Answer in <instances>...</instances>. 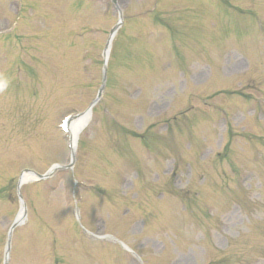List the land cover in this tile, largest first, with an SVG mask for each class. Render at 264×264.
<instances>
[{
	"label": "rangeland",
	"instance_id": "1",
	"mask_svg": "<svg viewBox=\"0 0 264 264\" xmlns=\"http://www.w3.org/2000/svg\"><path fill=\"white\" fill-rule=\"evenodd\" d=\"M24 1L29 4L20 0L14 11L12 0H0V30L13 27L11 37H0V77L9 71L18 80L0 92V264L8 228L23 210L28 219L12 232L8 264H127L125 258L138 264L131 253L101 240L104 234L121 236L144 264H209L217 255L226 258L223 264H244L245 250L252 249L258 259L250 264H264L263 123L249 116L251 98L244 103L234 95L243 90L261 99L257 119L264 118V33H255L253 22L264 24V0H115V6L103 0L101 10L95 0ZM122 8L132 17L139 9L154 17L159 13L158 25L146 17L152 32L136 37L140 22L128 16L134 23L122 26L113 42L123 54L110 62L114 86L111 82L106 98L102 94L93 107L83 141L76 140L73 168L23 182L18 198L16 183L25 169L43 173L53 163L69 162L68 139L58 122L92 99L102 61L96 53ZM67 10L80 15L70 17ZM23 19L31 23L20 24ZM129 94L136 101L129 103ZM216 105L225 107L226 122L243 120L239 129L245 131L229 139L225 161L206 167L202 155H219L226 143L218 125L225 116ZM192 109L199 117L190 121ZM182 110L187 111L175 123L171 119L170 132L161 134L158 126L141 130L161 114L169 120ZM132 129L142 131L148 151L138 138L129 139ZM174 150L175 161L168 157ZM185 168L192 172L189 179ZM202 169L210 184H193ZM232 175L244 180L234 182ZM222 178L224 187L218 189ZM162 191V199L155 200ZM129 198L138 201L136 206L130 201L134 210L128 213L122 209ZM75 200L80 226L98 238L78 227ZM182 200H189L186 214ZM168 211L183 216L175 220Z\"/></svg>",
	"mask_w": 264,
	"mask_h": 264
},
{
	"label": "bare ground",
	"instance_id": "2",
	"mask_svg": "<svg viewBox=\"0 0 264 264\" xmlns=\"http://www.w3.org/2000/svg\"><path fill=\"white\" fill-rule=\"evenodd\" d=\"M105 55H107V51L105 52ZM88 111L82 113L80 116H78V118L74 119L71 122V129H72V134H71V141H72V145L74 147V143H75V139L77 134L79 133V131L81 130V128L84 126L85 121L88 118ZM25 177H29L28 175L23 176L22 178Z\"/></svg>",
	"mask_w": 264,
	"mask_h": 264
},
{
	"label": "clouds",
	"instance_id": "3",
	"mask_svg": "<svg viewBox=\"0 0 264 264\" xmlns=\"http://www.w3.org/2000/svg\"><path fill=\"white\" fill-rule=\"evenodd\" d=\"M6 85H7V81L3 77H0V92H2L5 89Z\"/></svg>",
	"mask_w": 264,
	"mask_h": 264
}]
</instances>
